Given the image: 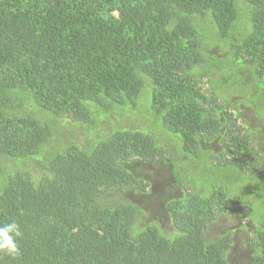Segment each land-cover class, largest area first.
I'll list each match as a JSON object with an SVG mask.
<instances>
[{
    "label": "trees",
    "instance_id": "1",
    "mask_svg": "<svg viewBox=\"0 0 264 264\" xmlns=\"http://www.w3.org/2000/svg\"><path fill=\"white\" fill-rule=\"evenodd\" d=\"M247 96L264 97V0H0V224L20 230L0 264H232L235 230L208 228L238 207L248 264H264V222L248 220L250 191L264 212V101ZM143 111L181 146L138 130ZM67 129L85 145L56 152ZM173 153L245 195L177 182ZM156 163L180 192L152 206L166 230L139 227L155 178L135 170Z\"/></svg>",
    "mask_w": 264,
    "mask_h": 264
},
{
    "label": "rangeland",
    "instance_id": "2",
    "mask_svg": "<svg viewBox=\"0 0 264 264\" xmlns=\"http://www.w3.org/2000/svg\"><path fill=\"white\" fill-rule=\"evenodd\" d=\"M243 93V92H241ZM254 97H249L247 96V102L246 104H251L252 100L254 103H260L264 101V97L263 96H259V97H255V99H253ZM144 103V102H143ZM143 105H146V103H144ZM147 107H149V102L147 104ZM242 112L245 116H250V110L249 109H242ZM143 113L146 115L145 120H140L137 119L136 123L140 124V128L138 130H140L141 132L144 133H150L154 130V126H156L157 129H161V131H163L164 133H166L164 136H162V138L164 140H166V138H172L175 141L179 142V145L181 146L182 142H181V138L179 136L176 135H172L169 132H166L165 130H163V125L161 123L160 119L155 118V116H150L149 114H151L149 112V114L147 115L146 111H143ZM257 114L260 115L261 118H264V113L263 111H257ZM152 115V114H151ZM143 117V116H141ZM137 117H135L136 119ZM240 126L245 127L241 122H240ZM111 127L113 129H115V125L111 124ZM256 127V120H253L248 126L247 128H252L254 129ZM264 133V132H263ZM256 136H254V139H258V136H260V133L255 134ZM89 138L94 137V133H89ZM175 136L176 138L172 137ZM74 138H76V142L79 145V147H82L83 145H85L82 133L80 130H78L77 132L73 133L68 131L67 129V136L62 137L59 139L60 142V149L59 150H55L56 152H62L64 149V141L69 140V144H74V142L72 140H74ZM79 138H81L79 140ZM71 139V140H70ZM154 140V139H153ZM58 140L53 141V139L51 138L49 140V142L51 144L57 143ZM163 145L162 142H157V147ZM171 148V147H170ZM164 152V150H163ZM165 153V152H164ZM174 155V153H173ZM166 156V155H165ZM176 158V159H175ZM173 159H175L174 161V171H173V175L176 178L177 182L181 181L184 183H189L192 182L195 188L200 187V185L203 183L204 185V189L205 192L202 194L203 197H207L209 195V192L211 191V189L209 188L211 185L215 186L218 183H225L224 186H228L229 188L228 191H233L232 195L238 196L240 197V193L242 194V192H244L243 194L245 195V186L238 182L237 184L232 183H228V179H227V175L225 176L224 173H220L219 175H216V172L213 170H211L212 166L209 163V158L206 160V162H202V165L200 164V168H197L195 170H192L189 167H185L183 164L185 161L181 160L177 155L173 156ZM173 161V160H172ZM205 164V165H204ZM181 169V172H179L178 170V174H177V169ZM262 168L264 169V165L262 166ZM185 170V172L183 171ZM137 176H139L140 179H147V178H155V181L153 182V186H154V194L152 197H145L144 199H137L136 200H141V203H143L142 205H147V206H159L156 205V201L157 198L159 196H165V198L168 197H177L178 195H180V192L178 191V189L175 187V185L173 184V182L170 179V175H169V171H168V166H163L162 164L156 163V164H151V165H145L143 166V168H138L135 170ZM180 184V185H181ZM182 187H184V185H182ZM187 192L190 191V188L185 186ZM199 193H201V191H198ZM251 196L249 197L250 200L253 201V203H250L249 206L251 207V213L248 216V220L254 224H260L261 222H264V212L261 211L258 207H259V202L262 200V197H257V195L259 193H255L253 191H250ZM260 195V194H259ZM130 197H132L130 195ZM244 198H246L244 196ZM246 200V199H245ZM244 205V204H243ZM246 208L250 209V207L245 206ZM151 209L149 212H147L148 214L145 216V218H142L139 227H143V225L145 223H151V222H156L158 221L159 223V227L163 230L168 229V224L166 222V220H164V217H161V214L154 211V207L149 208ZM157 209V208H156ZM155 209V210H156ZM238 212V215H234V213H232L230 216L228 217H221L217 220V222L213 223L212 225L209 226L208 228V238L209 239H213L216 236H218L221 233H225V232H229V231H234L236 229V227L240 225L239 223V218L240 216L242 217L243 215H247L249 213V211L247 209H243L241 211H236ZM244 216V217H245ZM247 221V216L242 219V222H246ZM252 232V229H250L249 233L247 236H250ZM235 237L237 245L234 248V251L232 252V256H233V261L232 264H248V259H247V251L243 248V243H244V238L245 235L243 233H236ZM232 259V257H231Z\"/></svg>",
    "mask_w": 264,
    "mask_h": 264
},
{
    "label": "clouds",
    "instance_id": "3",
    "mask_svg": "<svg viewBox=\"0 0 264 264\" xmlns=\"http://www.w3.org/2000/svg\"><path fill=\"white\" fill-rule=\"evenodd\" d=\"M19 236V225L15 221L0 224V253L10 257L17 256L20 251L17 242Z\"/></svg>",
    "mask_w": 264,
    "mask_h": 264
},
{
    "label": "flooded vegetation",
    "instance_id": "4",
    "mask_svg": "<svg viewBox=\"0 0 264 264\" xmlns=\"http://www.w3.org/2000/svg\"><path fill=\"white\" fill-rule=\"evenodd\" d=\"M236 211H240V207H238L237 209H236ZM234 212V215H238V212ZM245 215H243L242 217L240 216V218H239V223H240V225H239V227L237 226L236 227V229H235V232H234V235L236 234V233H240V228L242 227V226H247V227H249V224L247 223V221L246 222H242V219L244 218V220H245V217H244ZM249 236H246L244 239L245 240H247V238H248ZM244 240V241H245Z\"/></svg>",
    "mask_w": 264,
    "mask_h": 264
}]
</instances>
